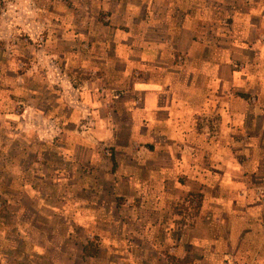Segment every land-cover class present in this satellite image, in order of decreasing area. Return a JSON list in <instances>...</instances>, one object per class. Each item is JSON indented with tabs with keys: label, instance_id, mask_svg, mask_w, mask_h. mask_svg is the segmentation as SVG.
I'll list each match as a JSON object with an SVG mask.
<instances>
[{
	"label": "crops",
	"instance_id": "obj_1",
	"mask_svg": "<svg viewBox=\"0 0 264 264\" xmlns=\"http://www.w3.org/2000/svg\"><path fill=\"white\" fill-rule=\"evenodd\" d=\"M86 1L91 7L87 18L96 27L85 35L96 41L84 45L79 66L69 58L59 64L51 46L47 87L12 69L0 80L12 87L21 82L39 87L34 103L19 97L20 88L16 93L0 87V127L17 134L23 149L26 137L34 136L37 157L44 153L53 159L48 178L36 169L33 176L50 181L44 195L58 196L60 205L44 208L65 223L48 217L54 221L48 224L49 243L53 228H66L59 246L49 244L45 250L40 234L29 230L40 223L26 219L27 211L39 214L41 207L25 205L26 197L34 198L42 187L26 185L24 175L20 182L18 174L17 193L24 203L15 223L18 264H264L263 221L253 217L264 209L247 202L241 206L242 217L235 216L239 202L234 204L232 197L236 191L242 195V178L250 175L230 172L233 143L216 140L210 125V118L218 117L213 126L219 123L225 134L232 133L235 120L244 127L249 104L233 92L241 78L234 60L243 59L244 51L264 52V8L248 10L241 19L240 33L249 40L236 42L235 29L223 42H212L210 36L218 32L204 26L217 13L204 0ZM232 12L237 27L244 13ZM25 151L17 157L21 170L29 160ZM211 163L217 166L208 167ZM7 176L9 185L13 179L11 173ZM216 178L221 183L210 197ZM189 195L204 198L192 223L170 213L173 200ZM209 202L215 205L209 207ZM219 204L230 207L222 222L227 234L214 217ZM93 239L97 255L89 256L84 249Z\"/></svg>",
	"mask_w": 264,
	"mask_h": 264
},
{
	"label": "rangeland",
	"instance_id": "obj_2",
	"mask_svg": "<svg viewBox=\"0 0 264 264\" xmlns=\"http://www.w3.org/2000/svg\"><path fill=\"white\" fill-rule=\"evenodd\" d=\"M204 1L207 2L205 6L211 9L214 8L213 11L217 13L204 26L205 29H214L218 32L210 36L209 39L212 42H223L222 37H225V34L231 35L235 29L239 30L238 33L235 32L234 34L236 42L241 41L243 38L249 40L245 33H240V26L245 23L241 19L247 16L245 13L248 10L258 13L257 9L255 10L254 8L259 7V11L264 8V3H259L261 0H231L225 4L221 3V0ZM140 6L141 3H139L138 8ZM95 10L94 12L97 13V9ZM232 10L244 13L239 17L240 22H238L237 27L233 24ZM89 12H91V7L86 0H0V80L6 78L8 76L7 71L12 69L22 76L26 73L27 81H34L35 77H37L41 81V86L47 87L51 71L49 66L51 46L55 47L54 52L57 54V56H53V59L55 60L56 57L60 59L58 60L59 64H61V58H69L74 64L78 62L77 65L79 66L84 45L87 42L96 41V38L93 39V37L88 41L85 35V32L96 27L92 24V20L87 18ZM81 35L86 37L82 38ZM251 42L254 43L253 40ZM45 53L47 56H45ZM242 53L245 56L243 59L234 60V68L240 71L237 77L241 78L237 79L233 92L235 95L240 94L248 98L250 112L244 127L241 130V126L237 125L238 121L235 120V127L232 133L228 131L225 134V132L221 131L219 123L215 126L216 128L213 126L214 119L218 120V117L210 118L212 119L210 124L212 136L216 140L221 138L226 139L227 143H229V140L233 143V151L230 155L233 166L229 167L230 172L234 173V176H238L237 174L243 171L250 175L247 178H242L243 185L246 187L242 189L243 192L249 190L245 199L242 198L243 192L242 195H239L238 191L232 197L235 200L234 204H237L236 201L239 202V207H235L237 212H234L238 218L242 217V204L247 202H256L264 209V52L260 56L255 51H244ZM53 54L55 55V53ZM42 56L46 59L44 63L41 60ZM68 71L70 72V69ZM79 71L80 73L85 72L83 70ZM92 74L94 75V73ZM11 76L15 77L14 74ZM72 76L73 78L75 77V80H81L82 78L80 74H73ZM2 86L8 87L7 90L9 89L16 93H18L17 88H20L19 90L22 93L19 96L20 98L25 95L23 97L26 101L36 102L35 99L37 97L33 92L39 90V87L34 83L21 82V85L16 83L14 87H12V84L0 83V87ZM9 95V92H6L5 97L9 98ZM239 108L242 109L243 107ZM15 111L19 112L18 107ZM16 135L12 130H8V128L3 126L0 127V222H3V231L0 230V254H2L3 258L0 260V264L19 263L17 260L18 248L14 235H16L17 231L15 223L18 219V206L24 203L23 201L21 202V195L18 196L17 193L18 174H20V182L22 175H24L26 185L42 187L41 191L38 188L37 191H40V193H36L34 198L26 197V207H34L35 205H37L36 207H41L39 214L27 211V220H37L40 223L36 228H30L29 230L40 234V242L45 250L49 244L51 246H55V244L59 246V243L66 237L65 226L53 228L52 230L56 233L53 234V242L49 243L48 234L50 229L48 224L50 222L54 223V221L48 220V217L56 218L59 225H65V223L61 222L63 219L59 215L44 208L49 205H60L58 196H54V194L44 195V193L49 194L48 189H51L50 181L34 179L33 176L34 169H36V171L44 173L48 178L50 160L53 159L50 156L48 157L47 154L44 155V153H41V157L38 158L40 151L34 147V136L26 137L28 141L26 144L27 149H23L22 139L16 137ZM37 141L39 142V140ZM219 143L224 144L222 141ZM19 144L22 147H19ZM24 150H26L25 153L29 160L25 165L26 169L21 170L19 168L20 165L17 163V157L19 154H23ZM7 157L10 160L8 163L5 162ZM203 157L206 158V154H203ZM36 159L39 162L37 165L34 163ZM241 164L242 168L239 169ZM209 166L217 165L216 163H211L208 164ZM224 166L218 168L217 172L219 175L217 174V178L224 173L226 168ZM254 172L258 173V175L253 176ZM7 173H11L13 179L12 181L10 180L9 185L6 184L8 181ZM3 177L6 179H2ZM217 178L212 179V187L209 189L210 197L217 193V186L221 183ZM221 193L224 196L226 194L224 191ZM229 198L226 197L227 202H229ZM182 199L173 200L170 213L173 215L178 213L184 221L188 222L189 220L192 223V220L200 214L201 203L204 198L201 195H189ZM209 203V207L215 205L214 202ZM218 206L217 208L219 209L216 211L218 213H214V217L217 218V223L222 225L221 233L227 234L222 222L226 218L224 210H230V207L223 208L224 206L221 207L220 204ZM254 214L255 216H253ZM254 214L251 216L262 220L264 227V213L260 212L258 214V212H254ZM204 218L205 213H202L200 220L204 221ZM3 234L10 235V237L4 238ZM89 243L93 244L92 246L90 244V248L95 250V240L93 239ZM43 262L45 263L46 260ZM57 264H66V261L58 260Z\"/></svg>",
	"mask_w": 264,
	"mask_h": 264
},
{
	"label": "trees",
	"instance_id": "obj_3",
	"mask_svg": "<svg viewBox=\"0 0 264 264\" xmlns=\"http://www.w3.org/2000/svg\"><path fill=\"white\" fill-rule=\"evenodd\" d=\"M90 244H91V246L93 245L92 243H89V245H87V246L85 247L84 252H85L86 255H89V256H96V255H97V249L92 250V249L90 248ZM95 248H96V247H95Z\"/></svg>",
	"mask_w": 264,
	"mask_h": 264
}]
</instances>
